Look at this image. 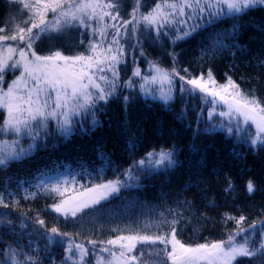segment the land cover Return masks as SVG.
Wrapping results in <instances>:
<instances>
[{
	"label": "snow or ice",
	"instance_id": "6c2138e0",
	"mask_svg": "<svg viewBox=\"0 0 264 264\" xmlns=\"http://www.w3.org/2000/svg\"><path fill=\"white\" fill-rule=\"evenodd\" d=\"M20 3L29 13L27 19L14 29L7 27V22L0 26V110L5 113L0 123V134L16 137L11 141L0 139V169H6L11 162L28 155L34 145L27 150L20 147L19 137L28 135L35 140L40 135L39 129H47L50 120L57 122L58 130L65 138L73 131L72 118L83 112L91 115L95 127L98 124L95 117L97 105L101 102L107 104L121 87L133 88L136 85V81L131 78L124 81L123 85L120 84L118 65L123 62L126 54L125 44L140 48L141 55H144L142 38L158 43L167 37L175 45L203 27L201 21L205 19V14L209 24L221 17L238 21L247 11L264 7V0H164L163 5L157 2L151 10L141 11L142 0H134L128 14L130 19H123L120 12L121 0H29L27 3L20 0ZM49 12L54 14L51 21L46 19ZM108 21L114 23L109 24ZM177 25L181 27H176ZM242 27L243 25L234 23L230 30L223 33H210L205 38L207 43L201 50V57H213L232 48L243 51L238 43ZM72 28L90 29L91 38L87 40L84 52L65 55L57 45L63 42L65 34ZM42 37L52 48L48 55H40L34 48ZM133 39L136 41L135 45L130 44ZM79 43L84 45L85 40L81 38ZM169 55L174 62L171 69L149 61L148 75H142L139 67L133 70L132 76L143 81L139 84L142 92L159 100L164 106L174 101L177 91L181 97L199 93L202 102L209 105L208 124L203 129L205 133L222 132L226 138H235L237 143L246 144L254 152L264 148V101L256 96L254 89H241L230 76L227 77V83L219 84L211 69L206 74L202 72L194 76L184 68L182 75L175 67L178 54L172 51ZM259 63L264 65V59L259 60ZM17 71L19 75L10 83L6 82V75ZM150 85L159 87L149 88ZM130 99V96L123 97L126 106ZM185 114L182 109L177 118L183 119ZM216 117L220 119H215ZM199 131L198 128L197 132ZM192 150L197 151L195 144L192 145ZM232 155L240 156L235 147ZM100 157L111 167V161L103 152ZM176 164L174 148L149 152L147 160L134 161V165L144 171L148 168L167 169ZM76 175L78 174L69 173L68 177L62 176L53 182L36 185L41 192L61 197L49 207L66 222L71 220L73 227H82V222L87 217L95 218L104 211L110 197L119 194L121 189L130 187L131 181L139 180V173L134 172L130 166L124 172L127 179H121L117 175L112 180L90 187L80 185L83 191L77 196L64 199L67 186L77 183ZM3 187L4 191H0V208H17L19 200L15 199L13 192L7 190L8 183ZM245 189L249 195L257 190L251 179L246 181ZM224 192H235V183L230 177L227 178ZM36 195V192H30L24 198H34ZM209 205L215 207L214 199H209ZM186 207L190 209L194 205L187 202ZM169 214L171 215V210ZM23 216H27V213ZM223 220L225 223L235 221L237 225L236 231L229 233L226 240L191 246L177 238V229L172 226L177 223V219L174 217L169 222L161 213L159 223L146 222L142 226L143 231L156 229L151 235H141L137 231L134 235L118 234L114 239L100 241L106 245L100 252L108 253V256L100 255L98 264H150L152 259L161 255H166L171 264H235L238 257L264 256V221L254 222L248 228H243L241 225L246 218L243 215L235 217L227 212L223 214ZM35 222L41 228L45 227V221L39 214L35 217ZM164 225H169L168 231H161ZM0 227L5 232H14L15 222L10 213L0 212ZM45 231L49 245H62L65 243L64 238H67L64 249L66 255L62 264H67L68 261L83 264L84 257L88 254L83 243H76L72 234L62 232L57 226ZM115 231L119 233L122 230L117 228ZM257 233L260 236L258 242L250 238ZM76 235L80 233L77 232ZM237 236L241 237V241L237 242ZM3 243L6 246L0 250V264H38L39 253L25 251L18 238L11 243ZM89 243L95 248L97 241L90 240ZM137 244L163 245V248H153L151 253L141 249L133 254ZM28 248L31 249V241ZM43 251H48V245H45ZM50 264L55 262L50 261Z\"/></svg>",
	"mask_w": 264,
	"mask_h": 264
},
{
	"label": "trees",
	"instance_id": "16d2710c",
	"mask_svg": "<svg viewBox=\"0 0 264 264\" xmlns=\"http://www.w3.org/2000/svg\"><path fill=\"white\" fill-rule=\"evenodd\" d=\"M157 2L163 5L164 0H142L141 11L151 10ZM133 4L134 0H121L123 19H130L128 14ZM28 15L20 0H0V26L7 22V27L14 29ZM53 18L51 12L46 16L49 21ZM206 19L205 14V19L201 21L203 27L175 45L167 37L158 43L142 38L144 55H141L140 48L125 44L127 51L118 66L120 84L123 85L124 81L131 78L136 81L135 87H121L107 104L101 102L97 105L95 117L98 124L95 127L91 115L85 112L80 116V122H74L73 131L67 138L60 134L54 124H48L47 129L40 131L38 139L32 138L29 141V145L34 146L28 155L11 162L6 169H0V191H4L3 185L8 183L7 190L13 192L15 199L19 200L17 208H0V212L10 213L15 222L14 232H5L0 227V250L6 246L4 241L11 243L18 238L25 251L39 253L38 264H50V261L62 264L65 244L49 245L46 238L45 229L52 226L72 234L75 242L83 245H92L90 240L97 241L96 247L99 250L105 246L100 241L114 239L118 234L134 235L139 231L141 235H151L156 229L143 231L142 226L146 222L159 223L161 213L169 222L174 217L177 219V223L172 225L177 229V238L191 246L226 240L229 233L236 231L235 221L224 222L225 212L235 217L243 215L246 218L241 225L243 228L264 221V148L254 152L246 144L237 143L235 138H226L222 132L205 133L203 129L208 124L209 105L202 102L199 93L181 97L177 91L174 101L164 106L159 100L142 92L139 87L140 78L132 76L136 67L140 68L142 75H148L149 61L171 69L174 62L169 53L175 51L178 54L175 67L182 75L184 68L194 76L202 72L206 74L211 69L219 84L227 83V77L230 76L241 89H254L256 96L264 101V65L259 63V60L264 59V7L247 11L238 21L221 17L209 24ZM234 23L243 25L238 41L243 51L237 48L225 49L213 57L205 55L202 58L201 50L207 43L205 38L210 33L230 30ZM81 38L85 40L84 45L79 43ZM90 38V29L72 28L57 47L65 55H76L86 50ZM130 44L135 45V39ZM34 48L40 55H48L52 50L43 37ZM124 96L131 97L127 106ZM182 109L185 110V117L178 119ZM4 115V111L0 110V123ZM0 139H3L1 134ZM193 144L197 150L195 152L192 150ZM25 145L24 149H29ZM234 147L240 153L239 157L232 155ZM171 148L175 149L176 166L146 171L135 169L134 161L144 158L147 153ZM101 152L111 161V167L101 160ZM130 166L134 172L139 173V180L131 181L130 187L110 197L104 211L95 218H85L82 227H73L71 220L66 222L51 210L49 206L61 197L41 192L36 187L41 182L68 177L69 173L78 174L77 183L67 186L68 190L63 197L65 199L83 191L80 185L90 187L112 180L117 175L126 179L124 172ZM229 177L235 183L233 194L224 192ZM249 179L253 180L257 189L251 195L245 189ZM30 192H36L37 195L25 199V195ZM205 197L214 199L215 207L210 206L209 199ZM187 202H191L194 207L187 208ZM24 213L27 216H23ZM37 214L45 221L44 228L35 222ZM117 228L122 231L117 233ZM168 230L169 225L161 229ZM77 232L80 235L77 236ZM250 238L258 242L260 236L257 233ZM236 240H241V237L237 236ZM30 241L31 249L28 248ZM45 245H48V251H43ZM153 248L160 249L163 245L137 244L133 254L141 249L151 253ZM95 259L89 257L85 264H95ZM165 261L166 255H161L152 259L150 264H165ZM67 264L72 263L68 261ZM235 264H264V256L238 257Z\"/></svg>",
	"mask_w": 264,
	"mask_h": 264
},
{
	"label": "rangeland",
	"instance_id": "374dc122",
	"mask_svg": "<svg viewBox=\"0 0 264 264\" xmlns=\"http://www.w3.org/2000/svg\"><path fill=\"white\" fill-rule=\"evenodd\" d=\"M24 2L25 3H27V2H29V0H24ZM108 23L110 24V23H114L113 21H108ZM109 31H111L110 29H109ZM119 66V65H118ZM16 75H19V72L17 71L16 73H12L10 76H6L5 77V79H6V82H8V83H10L14 78H15V76ZM144 75V74H143ZM143 81H140V83H142ZM139 83V84H140ZM5 87H6V84H5ZM158 85H150L149 86V88H157L158 89ZM147 96H150V95H147ZM85 113H87V112H85ZM83 113H81L80 115H76V116H74L72 119H73V121L75 122V121H79L80 122V116L82 115ZM88 114V113H87ZM217 119H220L219 117L217 118ZM50 123H52V124H54V126L55 127H57L58 128V126H57V122L55 121V120H50L49 122H48V124H50ZM51 124V125H52ZM42 130H44V129H39V131H41V132H43ZM41 132H40V134H41ZM1 136L3 137V139H8V140H13V139H16V137H13V136H11V135H9V136H4L3 134H1ZM40 137V135L39 136H37L35 139H38ZM32 139V137L31 136H28V135H22L21 137H19V146L20 147H23L24 148V144H26L25 146L27 147V148H30V145H29V141ZM25 140H27L28 142H25ZM155 152H159V151H155ZM142 159H145V160H147V155L144 157V158H142ZM141 160V159H140ZM140 160H138V161H140ZM161 168H164V167H161ZM161 168H159V169H161ZM135 169L136 170H139V171H141V169L140 168H138L136 165H135ZM147 170H156V168H148ZM144 171V170H143ZM126 179H127V177H126ZM78 194H75V195H72V196H68L67 198H69V197H73V196H77ZM67 198H65V199H67ZM253 238V237H252ZM239 241H241V240H238L237 242H239ZM76 243H78V242H76ZM65 247H66V240H65ZM106 246V245H105ZM105 246H102L101 248H103V247H105ZM84 247L85 248H87L88 249V254L84 257V261H83V264H85L86 262H87V259L90 257V258H96L95 259V264H98V259H99V256L100 255H103V256H105V257H107L108 256V253H101L100 252V249L98 250L97 249V247L95 246V248H93V245H84ZM169 248H170V246H169ZM65 255H66V253H65ZM70 263H72L71 261H69ZM169 262V264H171V262L170 261H168Z\"/></svg>",
	"mask_w": 264,
	"mask_h": 264
}]
</instances>
